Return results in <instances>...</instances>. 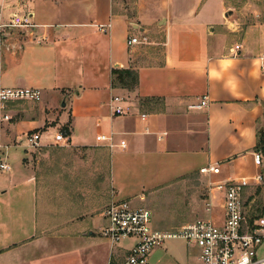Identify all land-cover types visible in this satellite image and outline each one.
Here are the masks:
<instances>
[{
  "label": "crops",
  "instance_id": "0c3cea01",
  "mask_svg": "<svg viewBox=\"0 0 264 264\" xmlns=\"http://www.w3.org/2000/svg\"><path fill=\"white\" fill-rule=\"evenodd\" d=\"M16 1L0 0L4 19L24 10L37 27L6 36L0 88L40 90L65 103L54 109L56 116L41 101H10L0 108V163L9 167L0 168V264H42L39 253L48 247L56 252L68 240L101 236L113 201L140 196L145 204L155 190L209 164L220 166L215 183L260 170L253 153L260 151L258 134L264 132V9L253 0ZM108 24L106 32L99 30ZM226 31L237 40L227 43ZM144 36L147 44L128 46L129 37ZM237 44L243 49L234 56ZM114 69L137 71V88H114ZM116 96L131 104V114H112ZM203 98L202 109L189 108ZM55 126L69 130V145L47 138ZM34 132L43 136L37 150L25 141ZM100 133H114L117 146L97 142ZM96 152H109L105 166L114 194L78 210L74 199L85 185L84 168L94 175L103 164ZM123 163L138 167L132 178L152 170L164 179L143 184L146 196L128 192L120 183ZM104 239L107 245L91 254L101 248L97 262L112 264L111 243Z\"/></svg>",
  "mask_w": 264,
  "mask_h": 264
},
{
  "label": "built area",
  "instance_id": "2783aa9c",
  "mask_svg": "<svg viewBox=\"0 0 264 264\" xmlns=\"http://www.w3.org/2000/svg\"><path fill=\"white\" fill-rule=\"evenodd\" d=\"M33 15L28 11L12 12L5 20L0 11V47L5 46L6 36L12 31H27L36 28ZM101 32L110 28L99 25ZM147 36L142 38L129 37L128 46L147 44ZM243 49L241 44L235 45L231 52L237 56ZM264 73V55L260 56ZM40 90L25 88H0V108L10 101L29 100L40 101ZM124 97H113L110 109L113 115L123 116L132 113V106H124ZM207 104L203 98L199 104L190 105V109H202ZM142 114L143 120L147 119ZM100 126V122L97 123ZM149 133L148 128L145 129ZM166 133H162L159 140ZM42 133L27 134L25 141L30 148H37L42 142ZM54 144L69 145L70 134L60 131L53 136ZM114 133L98 134L96 141L106 143L114 148ZM121 148L126 147L122 140ZM1 148V146H0ZM255 166L260 169L251 177H230L224 181L213 182L212 176L220 174V166L209 164L200 169V174L208 180V198L204 209L208 215L177 228L163 230L155 226L153 213L144 207H133L128 201H114L105 210L107 225L99 229L102 237L112 246L123 240H134L129 255L123 264H152L151 253L162 249L167 240L179 239L185 242L187 248L197 249L199 264H264V201L258 195V189L264 185V156L261 151L253 153ZM0 168L7 170L6 164L0 163Z\"/></svg>",
  "mask_w": 264,
  "mask_h": 264
},
{
  "label": "rangeland",
  "instance_id": "374dc122",
  "mask_svg": "<svg viewBox=\"0 0 264 264\" xmlns=\"http://www.w3.org/2000/svg\"><path fill=\"white\" fill-rule=\"evenodd\" d=\"M21 6H24L26 0H17ZM16 1V2H17ZM254 4L260 5L264 9V0H253ZM15 3V2H14ZM12 3L10 7H15L16 4ZM10 4V3H9ZM45 8V7H44ZM2 7L0 6V11ZM233 13V12H232ZM4 18H6L4 16ZM237 18V17H236ZM233 20V18H232ZM237 20V19H236ZM242 26L244 23L242 22ZM17 30H15L16 32ZM227 35V43L234 42L237 40L236 37L232 36L229 31L225 33ZM6 53V48L0 47V56L4 61ZM41 103H46L52 105V114L56 116L57 114L54 109L61 110L62 105L65 103V100L61 96L57 95H46L42 96L40 100ZM26 102V101H23ZM64 114L60 118V122H63L62 119L65 118ZM62 128L58 129V126L52 127L47 135L48 139L53 141L52 137L58 131H62ZM26 137V135H25ZM27 146V145H26ZM38 148V147H37ZM37 148H32L37 150ZM19 152H22V149H18ZM35 152V151H34ZM96 158H102L103 164L101 166L96 165L94 168V175L90 166L84 168V182L85 185L83 189L80 190L79 197H76L74 201L78 203L76 207L78 210L82 208H93L96 202L102 203L106 197L111 199L114 194V190L110 183L109 173L106 170L105 161L109 157V152L104 153H95ZM130 167V169H129ZM138 168L136 166H131L129 164L123 163L120 171V183L124 184L127 187L128 192H140L146 196L148 189L144 190L142 185H149L151 183H158L164 178L161 176H155L154 171L140 173L139 176L132 178L131 170L133 168ZM140 169H138L139 171ZM264 171V170H263ZM100 172V174H99ZM132 187V188H130ZM152 191V190H151ZM258 195L260 199L264 201V185L259 188ZM140 197V196H139ZM139 197L136 200H132L130 204L133 207L145 206L152 211L154 224L156 227L163 230H177V228L184 226L188 223L193 222L196 219L202 218V208L204 209V202L208 198V180L207 178H202L200 172L192 173L184 178L178 179L177 181L167 185L163 188H159L154 191L153 196L147 197L145 204L143 203L144 199ZM66 202V201H65ZM112 202V201H111ZM114 202V201H113ZM67 203V202H66ZM109 203V202H108ZM107 203V204H108ZM68 204V203H67ZM67 207V206H66ZM68 207H71L68 205ZM102 209H99L101 212ZM98 212V211H97ZM43 215L40 212V216ZM208 216V215H207ZM206 216V217H207ZM74 220H78V217H72ZM73 220V221H74ZM97 233V232H96ZM66 241V240H65ZM72 241L58 248V251H52L54 248H49L41 251L39 257L42 258V264H102L98 263L96 260V255L101 251L98 249L93 256L92 251L96 250L98 247H104L107 244V241L99 235L88 236L82 241L77 240H68ZM88 244L92 246L88 247ZM134 244V240H123L118 243L116 247L111 245L110 250L112 251V264L123 263L125 257L129 255L130 248ZM84 248V249H80ZM80 249V250H79ZM90 250V252L86 253ZM79 250V251H78ZM91 254V255H90ZM110 262V263H111ZM117 263V264H118ZM152 264H199L197 260V249L187 248V245L184 241L179 239L167 240L162 249L157 250L151 257Z\"/></svg>",
  "mask_w": 264,
  "mask_h": 264
},
{
  "label": "trees",
  "instance_id": "16d2710c",
  "mask_svg": "<svg viewBox=\"0 0 264 264\" xmlns=\"http://www.w3.org/2000/svg\"><path fill=\"white\" fill-rule=\"evenodd\" d=\"M138 83V73L133 69H114L112 71V86L114 88H122L128 91H134L137 88ZM63 130L65 133L69 134V130L67 128H64ZM258 135V148L264 153V132L259 133Z\"/></svg>",
  "mask_w": 264,
  "mask_h": 264
},
{
  "label": "water",
  "instance_id": "95a60500",
  "mask_svg": "<svg viewBox=\"0 0 264 264\" xmlns=\"http://www.w3.org/2000/svg\"><path fill=\"white\" fill-rule=\"evenodd\" d=\"M232 11H230V13H231ZM261 132H263V129H261Z\"/></svg>",
  "mask_w": 264,
  "mask_h": 264
}]
</instances>
